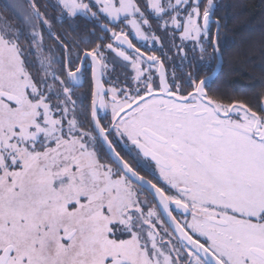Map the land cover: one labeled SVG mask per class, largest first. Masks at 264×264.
I'll use <instances>...</instances> for the list:
<instances>
[{"label":"snow or ice","instance_id":"6c2138e0","mask_svg":"<svg viewBox=\"0 0 264 264\" xmlns=\"http://www.w3.org/2000/svg\"><path fill=\"white\" fill-rule=\"evenodd\" d=\"M58 6L90 47L39 0L0 18V264H264V98L210 91L213 0ZM189 51L209 75L183 71Z\"/></svg>","mask_w":264,"mask_h":264},{"label":"trees","instance_id":"16d2710c","mask_svg":"<svg viewBox=\"0 0 264 264\" xmlns=\"http://www.w3.org/2000/svg\"><path fill=\"white\" fill-rule=\"evenodd\" d=\"M9 5L0 0V18L11 24ZM215 15L223 53L216 95L255 107L264 98V0H217Z\"/></svg>","mask_w":264,"mask_h":264},{"label":"flooded vegetation","instance_id":"af4514ba","mask_svg":"<svg viewBox=\"0 0 264 264\" xmlns=\"http://www.w3.org/2000/svg\"><path fill=\"white\" fill-rule=\"evenodd\" d=\"M217 0H213L214 4L216 5ZM14 2V0H11V4ZM41 6H42V11H46L47 16L49 19L52 21V31L55 33L57 36L60 37L65 43L69 44H80L81 48L84 47H90V45L80 43L82 39H92V37L89 36V32L92 30V25L88 23L85 19L79 18V19H73L67 16L61 17V11L58 6V0H39ZM206 3V0H205ZM217 16H213V20H217ZM219 20V19H218ZM11 25L16 26V27H22L20 20L17 19V17L14 15L12 9H11ZM87 25V27H86ZM221 29V27H220ZM219 29V32H220ZM216 26L213 24L211 26V33L215 37L216 34ZM97 34L99 33V30H97ZM45 39V47L46 49L48 48H53L56 45L55 39H49L47 32L44 34ZM218 36L217 35V42H218ZM134 42L138 44V46H142V42L135 41V38L133 37ZM179 43V41H177ZM75 51V49H73ZM166 52H168V55L173 56V61L170 62L169 64V71H171L173 66H177V71L179 74V65L181 64V59L179 56L175 55L174 50L169 51L167 43L165 44V49ZM212 52L211 46H208V53ZM56 55H59L57 52ZM157 55H161L159 51H157ZM208 56H205V62H207ZM189 61L191 62V67H189ZM183 71H192L194 73H198L201 78H203L206 75L210 74L209 70H206L204 68V64L199 62V53L197 52L195 54V58H193V53L189 51L188 54V59L184 61V68ZM217 78V77H216ZM219 81L217 79H214V81L211 84V89L210 91L216 95L217 92H221L222 88L219 86ZM109 85L105 84V87H108ZM89 89V84L87 83V80L84 83V87L78 89V94L79 93H84L87 94ZM84 103L87 104L88 100L85 99ZM123 147V145H121Z\"/></svg>","mask_w":264,"mask_h":264},{"label":"water","instance_id":"95a60500","mask_svg":"<svg viewBox=\"0 0 264 264\" xmlns=\"http://www.w3.org/2000/svg\"><path fill=\"white\" fill-rule=\"evenodd\" d=\"M215 37L217 39V31H216ZM222 66H223V61H222ZM221 69H222V67L217 70V74H216L214 79H216V77L219 75V73L221 72Z\"/></svg>","mask_w":264,"mask_h":264},{"label":"rangeland","instance_id":"374dc122","mask_svg":"<svg viewBox=\"0 0 264 264\" xmlns=\"http://www.w3.org/2000/svg\"><path fill=\"white\" fill-rule=\"evenodd\" d=\"M9 2V4H11V0H7Z\"/></svg>","mask_w":264,"mask_h":264},{"label":"bare ground","instance_id":"6f19581e","mask_svg":"<svg viewBox=\"0 0 264 264\" xmlns=\"http://www.w3.org/2000/svg\"><path fill=\"white\" fill-rule=\"evenodd\" d=\"M241 14V13H240Z\"/></svg>","mask_w":264,"mask_h":264}]
</instances>
